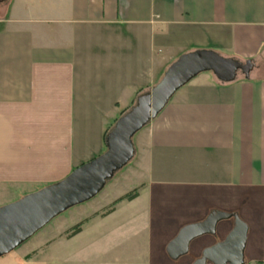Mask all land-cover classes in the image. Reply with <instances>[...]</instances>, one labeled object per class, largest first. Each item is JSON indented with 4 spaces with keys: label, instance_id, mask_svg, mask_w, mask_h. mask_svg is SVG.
I'll list each match as a JSON object with an SVG mask.
<instances>
[{
    "label": "crops",
    "instance_id": "1",
    "mask_svg": "<svg viewBox=\"0 0 264 264\" xmlns=\"http://www.w3.org/2000/svg\"><path fill=\"white\" fill-rule=\"evenodd\" d=\"M199 50L251 61L249 78L204 72L177 90L141 130L136 167L199 219L261 218L264 0H0V206L101 155L121 112Z\"/></svg>",
    "mask_w": 264,
    "mask_h": 264
},
{
    "label": "rangeland",
    "instance_id": "2",
    "mask_svg": "<svg viewBox=\"0 0 264 264\" xmlns=\"http://www.w3.org/2000/svg\"><path fill=\"white\" fill-rule=\"evenodd\" d=\"M141 130L132 138L134 150ZM137 161L135 153L133 159L116 172L94 198L52 219L30 239L0 257V262L190 264L201 249L211 243L210 238L193 241L189 253L176 262L167 258L165 246L181 227L204 220L209 212L199 219L202 213H199L197 206L186 204L176 192L165 200H158L146 173L140 174L138 171ZM135 188L139 193L137 199L118 201ZM17 199L12 194L2 200L3 203H11ZM254 209L249 208L241 216L251 227L245 252L252 260L249 259L247 264H257L255 260L260 255L264 258V233L261 230L264 208L257 211L261 213V218H254Z\"/></svg>",
    "mask_w": 264,
    "mask_h": 264
},
{
    "label": "water",
    "instance_id": "3",
    "mask_svg": "<svg viewBox=\"0 0 264 264\" xmlns=\"http://www.w3.org/2000/svg\"><path fill=\"white\" fill-rule=\"evenodd\" d=\"M251 61L224 58L213 51H194L181 55L165 71L160 81L141 94L114 122L104 138L105 151L75 168L61 181L0 206V257L10 253L52 219L68 209L94 198L134 157L133 136L162 111L177 90L200 73L210 72L221 83L236 79L237 73L249 78ZM233 219L225 240L205 248L191 264H244L248 226L237 213L211 211L204 220L185 225L165 246L167 258L176 262L189 252L190 243L214 235L221 221Z\"/></svg>",
    "mask_w": 264,
    "mask_h": 264
},
{
    "label": "flooded vegetation",
    "instance_id": "4",
    "mask_svg": "<svg viewBox=\"0 0 264 264\" xmlns=\"http://www.w3.org/2000/svg\"><path fill=\"white\" fill-rule=\"evenodd\" d=\"M228 213H237V212H228ZM238 214V213H237ZM239 215V214H238ZM240 217V216H239ZM226 224V227H225V229H223V228H221L220 226H221V224ZM232 228H233V219H229V220H226V221H221V222H219L218 224H217V226H216V229H215V234L214 235H206V236H202V237H200V238H210L212 241H211V243H209V245H207V246H204L202 249H201V251H200V253L196 256V258L194 259V260H196L197 258H199L200 257V255H201V252L205 249V248H208V247H211V246H214V245H216V244H218V243H221V242H223L224 240H225V238L227 237V235L230 233V231L232 230ZM248 235H249V227H248V233H247V238H248ZM200 238H197V239H200ZM197 239H195V240H197ZM195 240H193V241H195ZM192 241V242H193ZM191 242V243H192ZM191 243H190V245H191ZM246 244H247V239H246ZM246 244H245V249H246ZM189 249H190V246H189ZM245 249H244V264H247L248 263V261H249V257H248V255L246 254V252H245ZM189 253V252H188ZM194 260H192L191 261V263L194 261ZM190 263V264H191ZM257 264H261V262H256ZM206 264H211V263H209V262H207Z\"/></svg>",
    "mask_w": 264,
    "mask_h": 264
},
{
    "label": "trees",
    "instance_id": "5",
    "mask_svg": "<svg viewBox=\"0 0 264 264\" xmlns=\"http://www.w3.org/2000/svg\"><path fill=\"white\" fill-rule=\"evenodd\" d=\"M141 94H139V96H140ZM135 103V102H134ZM133 103V104H134ZM127 110H125V111H122L121 112V114H120V116L121 115H123L125 112H126ZM116 121V120H115ZM114 124V123H113ZM113 125H111L108 129H107V131L105 132V135L107 134V132L111 129V127H112ZM105 137V136H104ZM137 197V189H134L133 191H131L129 194H127V195H125L124 197H122V198H120L118 201H120V200H123V199H127V200H129V201H131V200H133L134 198H136Z\"/></svg>",
    "mask_w": 264,
    "mask_h": 264
}]
</instances>
